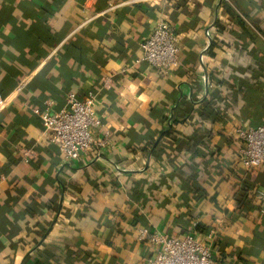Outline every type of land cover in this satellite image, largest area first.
<instances>
[{
    "label": "crops",
    "instance_id": "1",
    "mask_svg": "<svg viewBox=\"0 0 264 264\" xmlns=\"http://www.w3.org/2000/svg\"><path fill=\"white\" fill-rule=\"evenodd\" d=\"M160 19L168 69L140 60ZM0 92V264H150L144 228L264 264V165L236 135L264 124V0H0ZM70 92L95 95L107 141L78 160L34 111Z\"/></svg>",
    "mask_w": 264,
    "mask_h": 264
},
{
    "label": "built area",
    "instance_id": "2",
    "mask_svg": "<svg viewBox=\"0 0 264 264\" xmlns=\"http://www.w3.org/2000/svg\"><path fill=\"white\" fill-rule=\"evenodd\" d=\"M179 50L177 33L168 21L160 19L142 45L140 60L154 68L168 69L179 63ZM12 98V94L4 97L0 92V107L8 105ZM94 103V94L81 99L75 92H70L61 110L54 111L50 99L45 100L42 109L34 110L42 120L48 140L58 147L67 160H78L95 146L107 144L106 140L96 138L91 131L104 124ZM236 135L242 142L239 156L243 166L252 168L264 165V124L239 128ZM258 195L264 212V193L258 192ZM140 237L158 247L150 264H215L209 241L214 238L213 234L206 239L190 233L184 236L153 233L144 228Z\"/></svg>",
    "mask_w": 264,
    "mask_h": 264
},
{
    "label": "trees",
    "instance_id": "3",
    "mask_svg": "<svg viewBox=\"0 0 264 264\" xmlns=\"http://www.w3.org/2000/svg\"><path fill=\"white\" fill-rule=\"evenodd\" d=\"M157 143L153 144V146L155 147Z\"/></svg>",
    "mask_w": 264,
    "mask_h": 264
}]
</instances>
